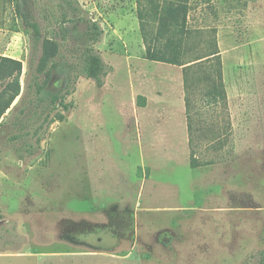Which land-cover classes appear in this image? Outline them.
I'll list each match as a JSON object with an SVG mask.
<instances>
[{"label": "rangeland", "instance_id": "rangeland-1", "mask_svg": "<svg viewBox=\"0 0 264 264\" xmlns=\"http://www.w3.org/2000/svg\"><path fill=\"white\" fill-rule=\"evenodd\" d=\"M142 3L0 0V55L23 64L0 122V252L30 254L0 264H259L264 0L192 4L189 60L215 47L228 97L209 106L197 90L193 148L183 68L146 58ZM45 39L58 55L40 94ZM89 48L107 65L102 87L82 74ZM192 149L213 164L193 169Z\"/></svg>", "mask_w": 264, "mask_h": 264}, {"label": "trees", "instance_id": "trees-1", "mask_svg": "<svg viewBox=\"0 0 264 264\" xmlns=\"http://www.w3.org/2000/svg\"><path fill=\"white\" fill-rule=\"evenodd\" d=\"M139 9L140 31L145 45L146 58L153 62L166 63L183 68V82L185 89L186 114L190 145L194 147V119L193 111L197 109L196 92L203 85V99L209 106L227 105V92L222 73V61L219 51L209 47L206 55L189 60V55L196 50L195 45L188 42L189 37L195 34L187 29V18L192 4H209L213 0H142ZM36 38H39V28L32 23ZM86 36L94 43L100 41L103 30L97 23H92ZM41 57L38 71L45 75L44 85L39 88L42 93L51 80L52 71L49 66L56 67L54 62L58 55V46L51 40L45 39L41 44ZM192 58V57H191ZM107 65L99 53L93 48L86 50L82 74L103 86V77L106 75ZM23 64L21 61L0 55V82L9 80L3 91L0 92V122L14 101L21 95V77ZM59 96L53 98L56 104ZM65 111L70 105L59 103ZM60 120L64 116L60 115ZM213 161L200 162L194 149L191 150L190 166L197 169L212 165ZM259 264H264V252L261 253Z\"/></svg>", "mask_w": 264, "mask_h": 264}, {"label": "crops", "instance_id": "crops-1", "mask_svg": "<svg viewBox=\"0 0 264 264\" xmlns=\"http://www.w3.org/2000/svg\"><path fill=\"white\" fill-rule=\"evenodd\" d=\"M185 109H186V104H185ZM188 126V125H187ZM231 184V188L233 187V185H232V182L230 183ZM235 185H236V183H235ZM231 191H232V189H230ZM222 197V196H221ZM236 210V209H231V208H227L226 209V211H224V212H234V211ZM221 212H223V209H222V211ZM232 233V232H231ZM28 256H30V254H25V253H8V252H0V258H26V257H28Z\"/></svg>", "mask_w": 264, "mask_h": 264}, {"label": "flooded vegetation", "instance_id": "flooded-vegetation-1", "mask_svg": "<svg viewBox=\"0 0 264 264\" xmlns=\"http://www.w3.org/2000/svg\"><path fill=\"white\" fill-rule=\"evenodd\" d=\"M99 240H102L101 238H99Z\"/></svg>", "mask_w": 264, "mask_h": 264}]
</instances>
